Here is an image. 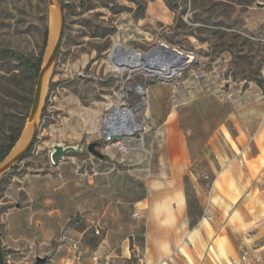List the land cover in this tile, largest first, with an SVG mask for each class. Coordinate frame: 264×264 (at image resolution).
I'll return each mask as SVG.
<instances>
[{
    "label": "rangeland",
    "instance_id": "rangeland-1",
    "mask_svg": "<svg viewBox=\"0 0 264 264\" xmlns=\"http://www.w3.org/2000/svg\"><path fill=\"white\" fill-rule=\"evenodd\" d=\"M156 1L162 3L163 10L153 9ZM57 2L64 19L61 48L48 79L35 142L24 158L0 177V221L3 212L16 206L10 201V197H15L10 184H20L16 177L48 172L55 166L50 152L56 142L83 147L62 159H75L85 175L103 172L98 175L105 177L106 187L112 183L119 186L123 203L128 199L125 191H138V196L148 191L150 167H160L156 157L166 152L163 129L153 123L154 114L150 111L151 90L176 94L175 104L184 98L188 101L190 93H207L196 104L191 101L181 109L183 129L199 122L200 114L208 113L210 108L220 114V104L208 93L220 97L231 87L237 106L241 105L237 88L246 92L254 83L264 93V0H169L170 4L166 0ZM52 8L51 0H0V146L8 143V135L14 130L21 129V137L40 72L23 76L15 60L10 64L9 55L28 56L36 64L41 58L43 64L57 36L52 29ZM117 10L121 12L116 13ZM162 42L189 58L175 74L163 78L140 67L122 72L113 68L110 55L115 44L142 53ZM10 66L19 74L17 81L8 78L6 71ZM259 78L263 79L262 86L257 82ZM115 107L131 109L141 129L109 139L104 123L107 124ZM93 142H97L96 149L106 158L88 150ZM93 198L100 202L97 194ZM108 202L107 197L105 203ZM120 214L122 221L111 220L110 226L116 229L121 223L129 229L128 214ZM73 217L78 231H86L83 248L95 249L109 227L99 226L101 234H97L95 223L87 221L80 212ZM145 219H139L142 233ZM6 234L2 224L0 253L4 264L36 263L31 247L18 253L3 246L1 238ZM105 246L112 264H138L139 253L133 243L130 258L122 257V244ZM40 264L54 262L50 257Z\"/></svg>",
    "mask_w": 264,
    "mask_h": 264
},
{
    "label": "crops",
    "instance_id": "crops-1",
    "mask_svg": "<svg viewBox=\"0 0 264 264\" xmlns=\"http://www.w3.org/2000/svg\"><path fill=\"white\" fill-rule=\"evenodd\" d=\"M155 3L154 10H163L160 1ZM230 88L220 97L208 93L220 104V114L210 108L187 129L180 122L181 109L207 93H190L188 101L175 104L176 94L149 91L153 123L163 129L166 152L156 157L160 167H150L148 191L140 196L125 191L124 203L118 185L106 187L105 177L98 175L103 172L85 175L75 159L16 177L20 184L13 181L9 187L16 206L0 221L7 233L3 246L18 253L31 247L35 257L62 264L71 251L68 241H60L67 236L79 240L84 264H91L94 254L112 262L105 246L110 243L122 244L124 258L132 257L133 243L138 264H231L252 253L256 243L264 260V93L254 83L246 92L237 88V106ZM78 212L95 223L98 234L99 226L109 227L95 249L83 248L86 231H78L73 217ZM121 212L131 224L128 229L120 223L115 231L111 220L121 222ZM140 218H146L144 233Z\"/></svg>",
    "mask_w": 264,
    "mask_h": 264
},
{
    "label": "bare ground",
    "instance_id": "bare-ground-1",
    "mask_svg": "<svg viewBox=\"0 0 264 264\" xmlns=\"http://www.w3.org/2000/svg\"><path fill=\"white\" fill-rule=\"evenodd\" d=\"M51 2L53 4L52 15H51L52 29H53V32L56 33L57 36L54 40L53 46L50 47L49 52L47 56L45 57V59L51 53L55 45V42L58 38V34L60 30L61 14H62L61 7H59L57 0H51ZM163 45L165 46L159 47L158 50H156L151 55H148L143 52L140 53L137 51L127 52L124 55L115 54L116 52H114L113 54H111L112 55L111 56L112 66L114 69H117L120 72H122L123 70L129 67H140L147 71L155 73L156 75L161 76V77H167L169 74H175L177 72L178 67L181 66V65H176L172 63V61L177 58V55L175 57H171L168 60L162 59L161 52L164 53L163 49H165V47H168L167 44L163 43ZM186 61H189V58L187 56H186ZM159 63L161 65L157 66ZM51 71H52V66H50L43 74L41 101H40L39 109L37 113L35 114V116L28 120V123L24 129V134L22 138L20 137L21 139L19 138L18 142L15 144L13 148V152L11 153L10 156L18 153L20 150L23 149V147L27 144L28 140L30 139L35 129V125L38 123L40 110H41L43 99H44V96L47 90L48 79L51 75ZM141 91H142V88H139V92ZM130 122L133 123V126H130ZM107 124L110 127V130H108L107 133L120 132V133L133 134L134 131H138L141 129V124L137 123L134 120L133 111L128 108H121V107L113 108L112 113L107 118Z\"/></svg>",
    "mask_w": 264,
    "mask_h": 264
},
{
    "label": "water",
    "instance_id": "water-1",
    "mask_svg": "<svg viewBox=\"0 0 264 264\" xmlns=\"http://www.w3.org/2000/svg\"><path fill=\"white\" fill-rule=\"evenodd\" d=\"M61 13H62V9H61ZM63 31H64V19H63V15L61 14L60 30H59L58 38L55 42V45H54L51 53L49 54V56L46 59H44L41 70L39 72L38 84H37L36 91L34 94L33 104H32L31 110H30L28 120L30 118L34 117L35 114L37 113L38 109H39L40 101H41V92H42V77H43V74L45 73V71L50 66L54 65V63L58 57V54H59V51L61 48V44H62V40H63ZM161 46H165V45H163V43H159L156 47L152 48L150 51L143 52V53L151 55L156 50H158V48ZM166 48H168V49H166ZM163 50H164V53L160 51L162 53L161 54L162 59L168 60L171 57H175L177 55V58L172 61L173 64L182 65L186 61L187 54L181 53L179 50H177L176 48H174L171 45H168V47H165V49H163ZM114 52H116L115 54L124 55L127 52H135V50H133L130 47H124L121 44H119V45L115 44L111 54H113ZM111 56L112 55H110V58H111ZM160 65L161 64L159 63L157 66H160ZM163 78H166V77H163ZM37 128H38V123L35 125V129L31 135L30 139L28 140L27 144L23 147L22 150H20L18 153L14 154L12 156H8L7 159H5L3 161V163L0 164V177L2 175H4L6 173V171H8L15 163H18L19 161H21L24 158V156L30 151L32 145L35 142ZM104 130H105V133H107V131L110 130L109 125L104 123ZM112 133L119 134L120 132H112ZM23 134H24V130L21 134V137L23 136ZM96 146H97V142L90 143L88 146V150L90 152L94 153L95 155H97L98 157L104 158L105 155L103 153H101L99 150H97ZM12 150H11V152H12ZM82 150H83V147H81V146L66 145V144L61 143V142H56L52 145V151L50 152V159H51V162L56 165V164H58L59 160L64 158L69 152L82 151ZM47 258L48 257L37 256L36 257V263H34V264H40V263L46 261Z\"/></svg>",
    "mask_w": 264,
    "mask_h": 264
},
{
    "label": "built area",
    "instance_id": "built-area-1",
    "mask_svg": "<svg viewBox=\"0 0 264 264\" xmlns=\"http://www.w3.org/2000/svg\"><path fill=\"white\" fill-rule=\"evenodd\" d=\"M125 134V133H119ZM127 134V133H126ZM112 135H116L115 133H108L107 137L111 139ZM100 231L96 230L98 234ZM251 236V234H249ZM61 242H69L71 251L67 257L63 260L62 264H84L82 253L80 252V242L76 239H69L67 236H62L60 239ZM91 264H112L111 260L108 258H101L97 254L92 255ZM140 264H146L143 260ZM231 264H264V260L262 258L261 253L258 250V245L256 243L253 244V252L246 253L241 258H233L231 260Z\"/></svg>",
    "mask_w": 264,
    "mask_h": 264
},
{
    "label": "trees",
    "instance_id": "trees-1",
    "mask_svg": "<svg viewBox=\"0 0 264 264\" xmlns=\"http://www.w3.org/2000/svg\"><path fill=\"white\" fill-rule=\"evenodd\" d=\"M169 4V0H166ZM121 12L120 10H117L116 13ZM2 51V49H0V52ZM9 59H10V64L12 63V60H15L16 63L18 64V68H21L20 73L23 76H26L27 74H32V73H36L40 71L41 69V64H42V59L40 58L38 60V64H36L34 62V60L28 56H19V57H14L13 55H9ZM8 73V78L11 81H17V77L19 76V74L16 72V68L15 67H9V69L6 71ZM257 82L260 86L263 85V79H257ZM12 84V82H11ZM27 99V97H26ZM20 132L21 129L18 130H14L11 133H9L8 135V143L1 145L0 146V164L7 158V156L10 154L11 150L13 149V147L15 146L19 136H20ZM0 263L4 264L3 262V258L2 255L0 253Z\"/></svg>",
    "mask_w": 264,
    "mask_h": 264
}]
</instances>
